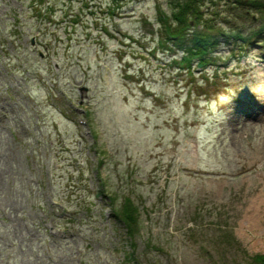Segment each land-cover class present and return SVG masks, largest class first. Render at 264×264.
<instances>
[{
    "label": "rangeland",
    "instance_id": "obj_1",
    "mask_svg": "<svg viewBox=\"0 0 264 264\" xmlns=\"http://www.w3.org/2000/svg\"><path fill=\"white\" fill-rule=\"evenodd\" d=\"M120 1L0 0V264H264V37L179 70Z\"/></svg>",
    "mask_w": 264,
    "mask_h": 264
},
{
    "label": "trees",
    "instance_id": "obj_2",
    "mask_svg": "<svg viewBox=\"0 0 264 264\" xmlns=\"http://www.w3.org/2000/svg\"><path fill=\"white\" fill-rule=\"evenodd\" d=\"M168 7L171 11L155 17L158 42L168 52L180 53L179 64L189 70L191 62L198 66L213 62L220 44L242 47L253 38L264 37V0H170ZM253 14L258 16L259 25L244 35L240 26L253 19ZM113 215L131 234L137 209L128 199Z\"/></svg>",
    "mask_w": 264,
    "mask_h": 264
}]
</instances>
